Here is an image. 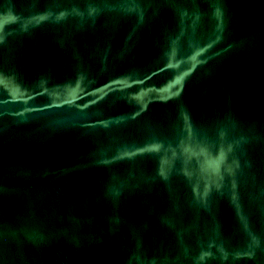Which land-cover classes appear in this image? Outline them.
Returning <instances> with one entry per match:
<instances>
[{
  "label": "water",
  "instance_id": "95a60500",
  "mask_svg": "<svg viewBox=\"0 0 264 264\" xmlns=\"http://www.w3.org/2000/svg\"><path fill=\"white\" fill-rule=\"evenodd\" d=\"M0 264H264V0H0Z\"/></svg>",
  "mask_w": 264,
  "mask_h": 264
}]
</instances>
